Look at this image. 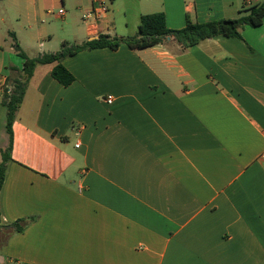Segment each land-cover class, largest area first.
Instances as JSON below:
<instances>
[{
  "label": "crops",
  "instance_id": "0c3cea01",
  "mask_svg": "<svg viewBox=\"0 0 264 264\" xmlns=\"http://www.w3.org/2000/svg\"><path fill=\"white\" fill-rule=\"evenodd\" d=\"M262 1L112 0L91 29L92 0H0V81L23 67L14 40L33 59L132 37L144 14L180 30ZM240 34L77 52L67 86L36 66L0 191L1 223L26 225L0 234V264H264V18Z\"/></svg>",
  "mask_w": 264,
  "mask_h": 264
},
{
  "label": "trees",
  "instance_id": "16d2710c",
  "mask_svg": "<svg viewBox=\"0 0 264 264\" xmlns=\"http://www.w3.org/2000/svg\"><path fill=\"white\" fill-rule=\"evenodd\" d=\"M264 18V1L260 4L250 7L246 14L232 20H215L206 23H196L189 20L180 30H173L166 26L164 15L162 13L144 14L140 16L137 34L132 37H108L99 34L96 39L85 41L82 44L69 46L63 42L58 52L45 53L36 58H28L14 40V51L24 60L23 67L14 77L8 79L7 84L10 92L7 90L3 94L2 105L5 107V131L8 136V147L2 149L0 159V191L3 185L7 164L12 161L11 149L13 145L12 125L16 118L18 107L23 101L27 82L32 78L36 66L54 63L51 71L53 78L63 86L69 85L74 77L68 72L61 61L65 57L72 56L77 52L93 50L97 48L117 49L125 44L132 50H141L151 48L161 44H169L173 41L179 46L180 51L187 50L193 46L199 45L202 41L223 36L227 38H241L240 28L242 26L258 27ZM8 89V88H7ZM1 219V212H0ZM26 225V220L22 219L10 225L4 226L0 220V234L8 239L14 232L22 231ZM4 242L0 236V246Z\"/></svg>",
  "mask_w": 264,
  "mask_h": 264
},
{
  "label": "built area",
  "instance_id": "2783aa9c",
  "mask_svg": "<svg viewBox=\"0 0 264 264\" xmlns=\"http://www.w3.org/2000/svg\"><path fill=\"white\" fill-rule=\"evenodd\" d=\"M254 1L255 0H245L247 6H251ZM111 2L112 0H92L90 9L84 11L82 15L84 23L92 29L96 22L107 14ZM6 90L8 93L10 92V89H5L3 83L0 81V93L5 92ZM113 100V96H106V102L108 104H112ZM261 158L264 160V155H262Z\"/></svg>",
  "mask_w": 264,
  "mask_h": 264
},
{
  "label": "rangeland",
  "instance_id": "374dc122",
  "mask_svg": "<svg viewBox=\"0 0 264 264\" xmlns=\"http://www.w3.org/2000/svg\"><path fill=\"white\" fill-rule=\"evenodd\" d=\"M52 45H54V46L56 47V49L58 48V43H57V41L52 42ZM72 45H74L73 42H71V43L69 44V46H72Z\"/></svg>",
  "mask_w": 264,
  "mask_h": 264
}]
</instances>
